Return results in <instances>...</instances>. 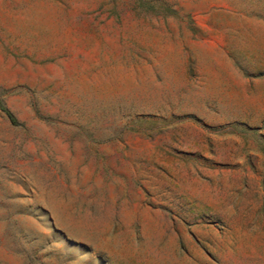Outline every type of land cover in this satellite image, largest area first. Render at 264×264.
<instances>
[{"label":"rangeland","instance_id":"1","mask_svg":"<svg viewBox=\"0 0 264 264\" xmlns=\"http://www.w3.org/2000/svg\"><path fill=\"white\" fill-rule=\"evenodd\" d=\"M0 264H264V0H0Z\"/></svg>","mask_w":264,"mask_h":264},{"label":"trees","instance_id":"2","mask_svg":"<svg viewBox=\"0 0 264 264\" xmlns=\"http://www.w3.org/2000/svg\"><path fill=\"white\" fill-rule=\"evenodd\" d=\"M8 117L11 119V116L8 114ZM12 121V120H11Z\"/></svg>","mask_w":264,"mask_h":264}]
</instances>
